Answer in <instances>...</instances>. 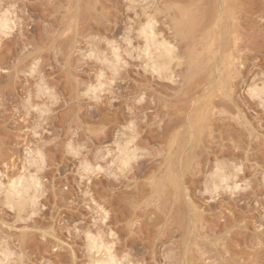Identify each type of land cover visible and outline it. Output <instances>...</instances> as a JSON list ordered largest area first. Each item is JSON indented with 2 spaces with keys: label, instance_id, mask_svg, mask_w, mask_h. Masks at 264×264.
<instances>
[{
  "label": "rangeland",
  "instance_id": "rangeland-1",
  "mask_svg": "<svg viewBox=\"0 0 264 264\" xmlns=\"http://www.w3.org/2000/svg\"><path fill=\"white\" fill-rule=\"evenodd\" d=\"M0 27V264H264V0H0Z\"/></svg>",
  "mask_w": 264,
  "mask_h": 264
},
{
  "label": "bare ground",
  "instance_id": "bare-ground-1",
  "mask_svg": "<svg viewBox=\"0 0 264 264\" xmlns=\"http://www.w3.org/2000/svg\"><path fill=\"white\" fill-rule=\"evenodd\" d=\"M1 28V27H0ZM2 29V28H1ZM145 30V29H144ZM152 38V37H151ZM151 38H149V39H147L148 41H153ZM154 39V38H153ZM162 46V45H161ZM148 47V46H147ZM166 47V46H165ZM165 47H163L162 49V51H160V53H156L155 52V50H153L154 52H152V53H156L157 54V58H156V60L154 59V58H152L151 57V54H150V59L152 58V59H154L155 60V64H159L160 65V67H158V68H161L162 70H168L169 69V66H170V62L174 59L173 57H174V55H173V50H171L172 48H170V49H167V47L165 48ZM161 48V47H160ZM159 50H161V49H159ZM158 50V51H159ZM150 51V50H149ZM157 51V52H158ZM148 55H149V53H148ZM155 55V54H154ZM152 56H153V54H152ZM156 56V55H155ZM162 70H160V71H162ZM255 91V90H254ZM127 150V149H126ZM128 151V150H127ZM120 154H122V155H120ZM119 154V156H118V158L120 157V160L121 161H119L120 162V165L123 167V168H125V166L127 165V163H128V155L126 154V153H120ZM119 160V159H118ZM228 172V171H227ZM226 172V173H227ZM224 173V172H223ZM221 174V176H220V182H222V183H225V181H227V177L226 176H224V174ZM219 174V175H220ZM229 174V173H228ZM32 179V178H31ZM23 180H26V179H23ZM22 181V180H21ZM28 182H31V181H29V179H28V181L27 182H25L26 183V185L28 184ZM24 181H22L21 183H19L18 184V186H16V187H13L12 188V191L10 190V192H8V194L6 195V200L12 205V206H14V207H17V208H23L24 206V208H26V203L28 202V199H29V195H31L30 194V191H31V187L34 185L35 186V184H33L31 187L29 186V185H27V186H25L24 184ZM36 183V182H35ZM32 184V183H31ZM33 186V187H34ZM37 186V185H36ZM12 187V186H11ZM32 187V188H33ZM216 189V188H215ZM214 189V190H215ZM32 193V192H31ZM33 195V194H32ZM5 198V197H4ZM35 198V197H34ZM30 200V199H29ZM35 200V199H34ZM31 201V200H30ZM31 203H33V201H31ZM29 204H30V202H29ZM28 204V205H29ZM10 205V206H11ZM32 206H33V204H32ZM28 207V206H27ZM91 246H92V244H91ZM92 248H96V247H92ZM2 250V249H1ZM8 250V249H7ZM91 251H94V249L93 250H91ZM8 252V251H7ZM4 254H5V252H4ZM104 256V255H103ZM104 259V258H103ZM100 262H101V260H100ZM102 263V262H101ZM103 264V263H102Z\"/></svg>",
  "mask_w": 264,
  "mask_h": 264
}]
</instances>
